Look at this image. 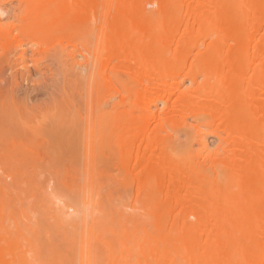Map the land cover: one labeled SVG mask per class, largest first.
Segmentation results:
<instances>
[{
  "label": "bare ground",
  "instance_id": "6f19581e",
  "mask_svg": "<svg viewBox=\"0 0 264 264\" xmlns=\"http://www.w3.org/2000/svg\"><path fill=\"white\" fill-rule=\"evenodd\" d=\"M8 3L0 71L67 55L80 153L44 186L0 155V264H264V0Z\"/></svg>",
  "mask_w": 264,
  "mask_h": 264
},
{
  "label": "rangeland",
  "instance_id": "374dc122",
  "mask_svg": "<svg viewBox=\"0 0 264 264\" xmlns=\"http://www.w3.org/2000/svg\"><path fill=\"white\" fill-rule=\"evenodd\" d=\"M14 6L16 3H8L6 7H1L0 11L8 17ZM41 55L33 58L32 53L28 51L24 64L13 61L14 57L10 55L11 64L4 65L0 71L1 91L13 96V99H9L15 100L14 103L25 111L24 114L29 112L25 116L29 125L27 128L13 126L10 121L2 125L6 127L0 128V155L5 162L7 156H12L10 164L15 170L24 172L26 180L36 173L41 174V186H44L49 183L54 172L60 171V174L64 175L69 164L79 157L77 154L80 153V142L78 134L68 125L69 118H62L61 113H57L62 111L63 100L68 94L70 96L72 90L74 76L71 73L70 59L66 54L57 53L51 56L48 52L43 53V57ZM34 59L41 61L38 63V69L34 67ZM54 109L57 111L53 112ZM56 113L53 119L51 114ZM193 137L195 134L191 131L187 134L185 132L181 135V141L192 142ZM206 138L209 145L215 147L216 138L209 135H206ZM198 148L199 145L195 143L194 149ZM6 171L3 169L2 172ZM5 180L12 186L10 179ZM50 182L54 184L53 181ZM28 192L29 195L26 192L21 195L20 203L23 208L28 207L31 201L27 200L30 190Z\"/></svg>",
  "mask_w": 264,
  "mask_h": 264
}]
</instances>
